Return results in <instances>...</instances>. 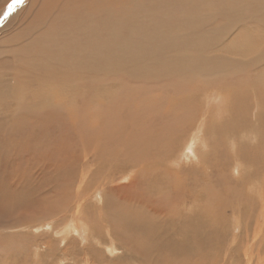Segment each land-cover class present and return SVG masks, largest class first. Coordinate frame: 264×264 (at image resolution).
<instances>
[{"label": "rangeland", "instance_id": "obj_1", "mask_svg": "<svg viewBox=\"0 0 264 264\" xmlns=\"http://www.w3.org/2000/svg\"><path fill=\"white\" fill-rule=\"evenodd\" d=\"M64 1L25 0L22 5L16 7L9 17L4 16L5 20L0 26V100L5 104L0 102V108H2L0 109V122L3 123V126L6 125L3 129L0 127V180L11 183L12 178L18 176L20 179L23 178L21 183L27 185L31 182L39 183L47 175L48 182L55 181V179H65L64 182L74 181L70 187L71 193H73L71 197L63 198L62 193L59 198L41 197L45 199L41 207L47 211L62 204L71 209L73 202L76 201V183L80 181V174L88 168L84 164V156H87L86 160L93 159L91 154H85V148L92 149L94 144H97V150L99 149L100 152L106 150L109 144L103 139L104 135H113V138L117 137L121 142L123 141L122 136L129 133V140L140 133V135L157 134L159 137H156L160 139L162 135H177V138L169 139L177 141L176 147L171 144V149L175 154L183 153L186 159L193 160L196 158L195 153L204 152L203 142L194 139L197 137L194 132L200 125H203L204 129L201 134L203 141L211 142L213 145L215 144L213 140L217 139L219 146L223 144L220 136L214 135L213 138L212 135L215 132L220 133L219 135L226 139L228 135H246L256 128L257 135L252 136L250 141L247 137L244 140H247L251 147H257L259 155H264V108L259 104L260 98L256 93L249 99L245 98L246 94L242 98L233 95L235 88L251 92L258 90L264 84V0H116L114 9L108 6L107 8L103 7L100 0H85L86 3L82 6H79L77 0ZM9 4H11V0H0V15ZM62 10H67V13ZM108 30L109 37L105 34V31ZM102 39L105 41H101ZM32 42L33 44H30ZM27 48L28 50H26ZM49 52H52L51 58H54L50 64ZM49 66L57 67L60 81L66 77L77 75L80 71L79 74L87 78L85 86L88 88H86L85 96H81L82 102L76 97L75 104L72 101L70 103L65 101L67 107H64V104L58 106L59 102L55 104L54 100L52 102L46 100L43 104H39L42 109L32 116L27 113L32 108L25 109L30 102H33L29 98L30 91L40 92L38 96L42 98L55 94L54 91L49 92L48 87L40 83ZM164 87L165 89H163ZM120 90H124L123 93ZM94 91H97L105 99L101 101L95 99ZM68 92L79 93V86L76 84ZM172 92L175 94L166 100L159 96V93L165 95ZM113 93L116 96L122 94L123 97H127L125 102L129 100L128 98L142 95L140 104L136 100L128 102L136 113L132 111L127 116L126 108L123 109V115L116 109L114 111L113 108H110L112 99H116L111 95ZM21 95L24 98H21ZM184 96L192 97L191 100L188 99V102L191 101L192 104V106L189 104L190 108L188 102L185 103ZM104 101L106 102L104 103ZM20 102H23L25 107L21 106ZM99 104L106 106L105 108L104 106L99 107ZM187 108H189L188 112H186ZM177 109L183 110L185 113L178 115V119L173 116L181 111L175 113L168 120L165 119L167 111L174 112ZM159 114H161L160 117ZM49 115L52 117H48ZM190 116L195 117L196 120H189ZM181 119H183L182 122H180ZM185 121L188 124L177 133L178 125ZM200 121H205V123ZM125 122L130 125L128 126ZM137 122L139 125L136 124ZM110 123L112 129H109ZM17 124L22 127L18 128ZM139 126H143V128H138ZM14 135H21L27 145L20 155L22 164L19 166V171L15 166L17 147L10 145V136ZM178 135H181V138ZM157 138H154V141L159 140ZM230 141L227 140V142ZM123 143L125 142L123 141ZM104 152L98 155L102 158L104 165L101 171L106 170L112 160V155L107 151ZM226 155L228 160L239 162L241 168L236 173L235 167L231 166L226 172L227 178H224L225 184L219 196L227 191L231 197H235L227 190L230 185L240 188V191L245 193L251 181L257 177L255 187L262 186L264 188L263 173L257 172L253 163L245 161L244 153L240 148ZM162 157L165 158L161 159L162 163L170 160L171 156L168 150L160 155V158ZM127 160L119 157L118 162H113L110 166L128 165L131 160ZM94 164L89 163L90 168L95 169L94 167L100 166L98 162ZM120 167L122 168V165ZM56 168H60L65 173L62 178L57 177ZM204 169L205 174H209L210 177L216 169L214 160L209 156H207ZM161 171L171 175L170 186L180 192V198L176 203L178 212L181 215L188 212L200 215L199 209L190 207L193 192L189 188L186 189L187 182L179 169L164 167ZM31 173H35V175H31ZM238 174L242 175L240 176L241 180H247L243 188L241 182L235 179ZM76 176L78 180H75ZM97 176H99L98 185L95 184L92 189L91 186L85 185L84 187L86 207L96 206L95 202H98L102 197V180L104 179L101 176L104 175ZM111 176L117 179V186H126L130 181L131 172L117 170ZM104 177L108 178L109 174ZM204 183L211 187L213 185L212 178L204 179ZM116 185L112 187L115 188ZM44 188L47 189L48 184ZM96 188L97 191L101 190L97 192L98 196L94 192ZM254 194L256 197L260 196L258 192H254ZM219 196L216 199L218 201H220ZM107 197L110 199L111 195L108 194ZM47 198L51 203L47 202ZM138 205V202H133L130 208H137ZM90 208L86 211L87 213L85 212V218L91 223V221L97 220L95 216L101 212V208L98 205L96 206L98 210ZM148 211L156 215L165 225L168 223L167 213L152 209V207H149ZM44 215V211H39L37 218L40 221L36 222L34 227L33 225L24 226L27 228V232L22 231L24 232L22 233L23 237L17 236V240L4 239L7 232L1 234L0 264L141 263L138 259L131 257L135 254L128 245L124 244L123 246L118 243L117 246L114 245L111 242L114 239L108 238L105 229L102 230L103 235L100 237L103 245L96 243L92 238L99 239L101 233L99 234L98 227H95L94 231L89 234L85 226L78 230L75 228L76 225L71 226L68 223L70 234L68 232L66 234H68L69 243L65 244L58 240L63 238L62 234H55L56 231L62 232V226L55 231L52 230L53 233L49 232L50 227L44 230L50 223L48 217ZM72 221L75 224L73 219ZM232 225L233 223L230 222V226ZM175 226V229H179L178 219L175 220ZM254 229L255 225H251L250 232L253 233ZM43 233L50 235L53 244L65 245V247H59L55 258L45 255L43 248L39 249L38 258L31 257L35 250L34 247L29 251L31 243L34 242L33 239H38V236ZM225 235L227 236L224 242L232 243V235L227 232ZM113 236L117 239L116 234ZM37 241L39 242L40 238ZM91 244L94 246L92 247ZM234 244L236 245V242ZM88 246L91 247L93 254L86 251ZM242 254V251L236 253L232 263L244 261ZM84 256L86 263L82 262ZM122 257L124 258L122 259ZM229 258V254L225 255L226 263ZM163 260L165 264H170L166 252L163 253Z\"/></svg>", "mask_w": 264, "mask_h": 264}, {"label": "bare ground", "instance_id": "obj_2", "mask_svg": "<svg viewBox=\"0 0 264 264\" xmlns=\"http://www.w3.org/2000/svg\"><path fill=\"white\" fill-rule=\"evenodd\" d=\"M83 1H84V3H83ZM115 1L116 0H100L101 5L103 7L107 8V6H108L111 9L115 8V5H116ZM77 3L79 4V6H82L86 2H85V0H80V1L77 0ZM10 5L11 4H9V6L7 5L8 7L0 15V17H1L0 18V26L2 25L3 20H5L4 16L9 17V15L13 11H15V9H16V7L11 8ZM66 11H63V12H66ZM19 14H20V12H19ZM56 15H55V17H56ZM107 15L111 18V16L109 14H107ZM43 18H45V17H43ZM55 21H57V20H55ZM34 24H36V23H34ZM72 28H74V27H72ZM95 30H97V29H95ZM71 34H73V33H71ZM105 34L109 37V30L107 32L105 31ZM83 40H85V39H83ZM18 41H20V40H18ZM101 41H103V39ZM15 42H17V41H15ZM30 44H33V42ZM101 45H103V44H101ZM85 47H87V46H85ZM108 48L110 49V46ZM26 50H28V48ZM87 50H89V49H87ZM49 53H50L49 54V56H50L49 57V59H50L49 64H50L54 58H51L52 52H49ZM180 55H182V54H180ZM55 61H56V57H55ZM99 68H100V66H99ZM79 73H80V71L77 73V75L66 77L63 81H60L61 80L60 73L57 70V67L54 68V67L49 66L46 73L43 75L42 81L40 83H41V85L47 86L49 92L54 91L55 94L53 93L52 95H48V96L42 98L41 96H38L40 92L36 93V91H35V93H34L32 91H30V92L28 91L29 92V98L33 102H30V104L25 108L26 110H28L29 107L32 108V110L30 112H27V113L32 115V116L35 115L40 109H42L39 104H43V102H45L46 100L51 101V102H52V100H54L53 102H55V104L59 102L58 106H62V104H64L63 105L64 107H67V103L65 101H68L69 103L72 101V103L75 104L76 103V101H75L76 97L79 99L80 102H82L81 96H85V93H86L85 91H86V88H88V86H85L87 78L84 75L79 74ZM91 81H92V78H91ZM76 84H77V86H79L80 92L77 94L68 92ZM259 84L261 85V83H259ZM238 85H239V83H238ZM155 87H157V86H155ZM240 87H242V86H240ZM247 87H248V85H247ZM90 88H93V87H90ZM249 88H250V86H249ZM257 88H258V86H257ZM2 89H3V86H2ZM30 89H31V87H30ZM96 89H97V87H96ZM163 89H165V87ZM252 89H254V88H252ZM108 90H110V89H108ZM114 90H116V89H114ZM123 91H121V92L123 93ZM173 92L167 93L165 95L159 93V96H161L163 99L166 100L171 95L175 94ZM234 93H233V95L236 97H239V98H242V96L244 94H246L247 95V97H245L246 99L251 98V96L254 93H256L257 96L260 98L259 104L261 106H263L262 108H264V84L262 87L260 86V88L258 90H253L251 92H245L242 89H236L235 88ZM143 94L145 95V93H143ZM111 95L113 96V98L116 97V99H112L113 100V102L111 104L112 107H110V108H113L114 111L116 109V111L121 112L122 115H123V109L125 110V108H126L125 111L127 113L126 114L127 116H128V113H130L132 111L134 113H136V111L133 110L132 105L128 104L129 100L130 101L136 100L139 103V101H141L140 98H143L142 95L133 96L131 98H128L129 100L127 102H125V98H127V97H123L124 95L121 94L122 96L121 95L116 96L115 93H113ZM153 96H154V94H153ZM22 97L23 96L21 95V98ZM93 97L99 101H101L102 99H105V97L103 98L97 91H94ZM183 98L185 100V103H187L188 99L191 100L192 97L184 96ZM2 99H4V98H2ZM18 100H20V99H18ZM6 101H7V99H6ZM0 102L3 103L2 100H0ZM17 102L18 101L16 100V103ZM105 102L106 101H104V103ZM10 103H12V102H10ZM20 103L22 104L23 102H20ZM31 103H34V104L32 105ZM171 103H172V101H171ZM23 104L21 106L25 107V105H23ZM189 104L192 106L191 101L188 102V107L190 108L191 106ZM3 105H5V104L3 103ZM123 105H125V106H123ZM98 106L99 107L104 106V104H99ZM105 106H104V108H105ZM165 106H166V104H165ZM172 106H173V104H172ZM110 108H109V110H111ZM189 108L186 109V112H188ZM0 109H2V108H0ZM174 109H175V106H174ZM257 109H258V106H257ZM8 110H9V108H8ZM179 111H181V112H179ZM177 112H179V113L176 116H173ZM53 113H54V111H53ZM148 113L151 114L150 112H148ZM184 113H185V111L179 110V109L175 110L174 112L167 111L166 112L167 115L165 114L166 115L165 119L168 120V118H170L172 116L177 118L178 115H183ZM157 114H158V112H157ZM161 114H159V117ZM219 114H221V113H219ZM57 115L59 116V114H57ZM153 115H155V114H153ZM148 116H150V115H148ZM11 117H12V115H11ZM48 117H52V116L49 115ZM137 117H138V115H137ZM143 117L145 118L146 116H143ZM192 119L196 120L195 117H193V118L191 117V119H189V120H192ZM182 120L183 119H181L180 122H182ZM201 120H203V119H201ZM133 121H134V119H133ZM200 122H203V121H200ZM0 123H2V122H0ZM125 123H123V124H125ZM203 123H205V121ZM126 124L128 125V123H126ZM136 124H138V122ZM187 124L188 123L186 121L179 124L176 132L179 133V131L183 130L182 127L187 125ZM191 124L192 123L190 121V126H191ZM17 125H18V128L22 127V126H19V124H17ZM109 125H110L109 129H112V124L110 123ZM143 126H141V127L139 126L138 128H143ZM0 127L3 129V127H6V125L3 126V123H2V124H0ZM105 127H107V126H105ZM135 127H137V126L135 125ZM123 130H124V128H123ZM138 130H141V129H138ZM15 131L17 132V130H15ZM113 131L118 132L115 130H113ZM113 131H112V133H113ZM135 132H134V134H135ZM202 132H204L203 125H200L197 128V131L194 132V135H197V137L194 139L203 142V145H204L203 151L204 152L199 151V152L195 153L196 158L193 160L186 159L183 156V153L178 154L179 152H177L175 154V152H173L174 150L171 149L172 148L171 144H173L176 147L175 143L177 141H170L169 139L172 137L177 138L176 137L177 135H162V137L160 139V138H157V137H159V135H157V134L156 135H145V134L140 135L141 134L140 133L139 135H134V136L132 135L133 136V137H131L132 140H129L128 139L130 137V135H129L130 133H129L128 135L122 136V140L127 144L123 143V141L121 142L117 137L113 138V135H110V136L104 135L103 139L109 145H107L106 150H104V149L103 150L109 152L112 155V160L109 162L108 168L107 169L105 168L106 170H104L105 171V173H104V171H101V168L104 166L103 162H102V158H100L98 156L104 151L100 152L99 149L97 150L96 149V147H98L97 144H94V146H93L94 148H92V149H90L89 147L85 148L86 149L85 154H87V155L91 154V156H93V159L91 161H89V160H86L87 156H84V164H86V166L88 168L84 169V172H82L80 174V177H79L80 181H78V183H76V192H77L76 197H75L76 201L73 202L71 209H68L65 204H62L59 207L53 208L51 211H47L44 209V207H41V204H44V202H45V199H42L41 197L50 196V198H52L51 196H53V197L59 198L60 193H62L63 198L68 197V196L71 197L73 195V193H71L72 190L70 187L74 181L73 182H68V181L64 182L65 179L64 180L55 179V181H53V180L51 181L49 179L50 181L48 182L46 180L48 178L47 175H45L46 178L43 181H40L39 183L31 182V183H28L27 185H24L23 183H21V180L23 178L20 179L18 176L17 177L14 176L12 178L11 183H8L7 181H4V180L3 181L0 180V228H2V229H0V238H1V236H2L1 234L3 232L4 233L7 232V234L5 235L6 237H4V239L8 238L10 240H17V236H20L19 238L23 237L22 233H24V232H22V231L27 232V228L24 226L33 225V227H34L36 225V222L40 221V219L37 218V215H38L39 211L42 210L45 213L44 216L48 217V219H49L48 221L50 222L49 224H47L49 226L47 228H45L44 230H47L50 227L49 232H52V230L55 231L62 226V228H61L62 232L56 231L55 234L56 233L62 234L61 236H63V238L58 239V240L65 242V244L69 243V237H68V234H66L67 232L68 233L70 232L68 223H70L71 226L76 225L75 228L78 230H81L82 226H85L88 229L89 234L94 231L95 227H98L99 234L101 233V235H99V239H96L94 237L92 238V239H95L96 243H98L100 245L102 244L100 237H102V235H103L102 230L105 229L108 238L110 240H111V238L114 239V240H111V242L116 246H117V243L121 244L123 246H124V244L128 245L129 248H131V250L135 254V255H132L131 257L138 259L141 262L140 264H165V262L163 260V253L164 252H166V254L170 260V264H264V188L262 186L259 188L255 187V184H257L256 179H258V177L256 179L254 178L251 181V183L248 186L247 192H245V193H242L240 191V188H237L234 185H230L227 188V190H229L232 193V196H235V197H231L227 191H224L219 196V194H220V192L223 189L224 184H225L224 178H227L226 172L230 169L231 166L235 167L234 169H236V173H238V170L241 168L239 162H234L232 160H228L227 155H226V154H231L237 148H240L243 151L245 161L247 163H253L254 168L257 170V172L263 173V178H264V155H262V154L259 155L260 153L258 154V152H259L258 148L257 147H251L249 142L247 140H244L247 137V139L250 141L252 136L257 135L258 130L256 128L252 129L246 135H228L226 137V139L221 137V135H219L220 133L218 134L217 132H215L212 136H213V138H214V135L220 136L221 143L223 144L221 146H219L217 139L213 140L215 143L213 145L211 144V142L207 143L206 141H203V138L201 135ZM131 133H133V132H131ZM22 136L24 137L23 134H22ZM22 136L21 135H14L13 137L10 136V138H11L10 139V145L17 147L16 150H17L18 154H16L17 158L15 159L16 160L15 166L17 167V171H19V166L22 164V157L20 155L24 152V150L27 146L25 144L24 140H22V138H23ZM178 136H179V138H181V135H178ZM239 136H240V139H239ZM258 136H262V135H258ZM154 138H157L159 140L154 141ZM185 139L187 140V138H185ZM227 140H231V141L227 142ZM31 147H34V146H31ZM191 147H193V146H191ZM29 150H30V148L28 149V151ZM166 150H168L171 158L168 162L162 163L161 159H165V158L164 157L160 158V155ZM92 152H96V153H92ZM184 153H185V151H184ZM212 154H213V157H212ZM66 155L69 158H71V156L68 153H66ZM94 155H96V156L94 157ZM188 156H189V154H188ZM207 156H209V158H212L215 162V165H216V169L211 174V177L209 174H205V169H204V165L206 164V161H207ZM258 156H260V158H258ZM119 157H122L125 160L130 159L131 163L130 164L128 163V165L117 164V165L111 167L110 164L113 162H118ZM73 160H75V159H73ZM127 161H129V160H127ZM97 162L100 163V166L94 167L95 169L90 168L89 163L94 164ZM106 162H108V161H106ZM58 165L62 166L63 164H58ZM120 165H122V168L120 167ZM257 165H259V167H257ZM0 166H1V163H0ZM164 167H176L183 174L184 179L187 182L186 189L189 188L193 192L190 207L199 209L200 215L191 214L189 212L185 213L184 215H181L178 212L176 203L180 198V192L179 191L177 192L176 189H174L173 187L170 186L169 182L171 180V175H169L168 173H162L161 170ZM119 168H121V169H119ZM123 168L126 170H122ZM92 170H94V171H92ZM117 170L130 171L131 172L130 181H129L128 185H126V186H121V185L117 186L116 185V182H118V181L116 178L112 177L111 175ZM22 172L24 173V175H26L25 171L22 170ZM55 172H57V177H60V178H62L65 175V173L60 168H56ZM107 174H109V177L105 178L104 176H106ZM31 175H35V173H31ZM97 175H100V176L104 175V176H101V178L104 179V180L101 179L103 181V183L99 182V183H102V187H103L102 188V197L99 198L98 202H95L96 206L98 205L101 208V212L98 213L97 216H95V217H97L96 218L97 220L91 221V223H92L91 224L90 221L85 218L86 213H87L86 211L90 207L85 206V204H86L84 201L85 200V195H84L85 193H83V191H85V189H84L85 185L91 186V189H92L93 186L98 183V177L99 176H97ZM94 176H97V177H94ZM240 176H242V175L238 174L235 177V179L241 182L242 188H243L245 183L247 182V180L246 179L241 180ZM32 178H34V177H32ZM51 178H53V177H51ZM210 178H212V181H213V185L211 187L207 186L204 183V179L206 180V179H210ZM75 180H78L77 176H76ZM122 181H124V180H122ZM120 183H121V181H120ZM47 184H48V188L45 189L44 187ZM114 185H116L115 188L112 187ZM111 189H113V190H111ZM100 191L101 190L97 191V188H96V191H94L95 195L97 194V196H98L99 194L97 192H100ZM254 192L260 193V196L256 197ZM53 193H56V194H53ZM91 194L93 195L94 193H91ZM108 194L111 195L110 199H107ZM218 196H219L220 201L216 200ZM47 199H48L47 200V202H48L49 198H47ZM133 202H138L139 205L137 208L131 209L130 207H131V204ZM49 203H51V201H49ZM54 203H55V201H54ZM96 206L93 205V207L90 209L95 210V209H97ZM149 207H152V209H157L158 211H161L163 213H167V217L169 219L168 223L165 225L163 223V221L160 220L156 215H154L153 213H150L148 211ZM58 212H60V213H58ZM72 219L75 221L74 222L75 224H73ZM176 219H178V221L180 222L179 229L174 228V227H176L175 226V220ZM66 221H69V222H66ZM230 222L233 223L232 226H230ZM251 225L252 226L255 225V229H254L253 233H252V231L250 232V226ZM49 232H47V233H49ZM226 232H227V234L232 235L233 239H232V243H230V244H226V242H224L225 241L224 239L227 236V235H225ZM129 233H131V234H129ZM114 234H116L117 239L114 238V236H113ZM199 235H200V237L198 238ZM38 237L40 238V241L39 242L37 241V240H39V238L33 239L34 242L31 243L32 245L29 248V251H30L32 248L35 247L34 253L31 257L38 258L40 255L39 249L43 248V249H45V255H49L51 258H55V255L58 252V249L61 245L58 246V244H53V239L50 237V235H45L43 233ZM92 239H91V241H92ZM235 242H236V245L234 244ZM14 244H15V242H14ZM91 245H92V247L94 246L93 244H91ZM62 246L65 247V245H62ZM119 247L121 248V246H119ZM90 248L91 247L88 246L86 248V251L93 254ZM112 248H110V250ZM64 251L66 252V249H64ZM86 251H85V254H86ZM240 251H242V253H243L242 255H243L244 261H242V262L236 261L235 263H232L233 257L235 256V254L239 253ZM7 253H9V252H7ZM28 254L31 255L30 253H28ZM228 254L230 255V258H229L228 263H226L225 255H228ZM7 257H8V255H7ZM73 257H74V255H73ZM123 258L124 257H122V259ZM125 261H126V259H125ZM77 262H78V260H77ZM82 262L86 263L85 256L82 259ZM128 264H129V262H128Z\"/></svg>", "mask_w": 264, "mask_h": 264}, {"label": "snow or ice", "instance_id": "obj_3", "mask_svg": "<svg viewBox=\"0 0 264 264\" xmlns=\"http://www.w3.org/2000/svg\"><path fill=\"white\" fill-rule=\"evenodd\" d=\"M24 3V0H11V8H15L19 5H22Z\"/></svg>", "mask_w": 264, "mask_h": 264}]
</instances>
